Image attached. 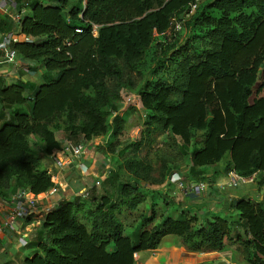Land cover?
<instances>
[{
  "label": "trees",
  "instance_id": "1",
  "mask_svg": "<svg viewBox=\"0 0 264 264\" xmlns=\"http://www.w3.org/2000/svg\"><path fill=\"white\" fill-rule=\"evenodd\" d=\"M14 1L28 11L19 25L23 39L12 46L23 63L18 79L6 85L0 77V198L48 193L54 186L48 167L60 141L85 145L109 136L114 144L108 154L117 155L134 179L119 180L113 162L99 183L113 186L115 196L61 197L41 219L36 241L28 245L34 252L22 264H136V253L158 249L170 235L194 254L235 243L253 264H264L263 201L229 202L237 214L232 236L225 218L201 215L194 226L198 212L191 217L186 209L148 230L154 203L130 236L119 218L122 208L132 212L145 202L140 181L159 186L176 172L186 182L179 166L168 164L178 154L187 159L186 177L194 183H204L220 162L243 178L264 174V0ZM187 16L189 38L182 46L168 44V33L176 36L175 26ZM0 26L5 33L18 28L5 16ZM150 53L157 62L146 70ZM38 71V83L23 78ZM131 91L145 114L144 129L136 140L120 143L126 121L117 113ZM162 135L173 140L155 170L138 154ZM30 139L39 141V153Z\"/></svg>",
  "mask_w": 264,
  "mask_h": 264
},
{
  "label": "rangeland",
  "instance_id": "2",
  "mask_svg": "<svg viewBox=\"0 0 264 264\" xmlns=\"http://www.w3.org/2000/svg\"><path fill=\"white\" fill-rule=\"evenodd\" d=\"M207 1L208 0H200L198 4L205 3ZM193 11L194 10H190L189 15H191ZM188 19L189 16H187L180 24L175 26L176 36L173 34V31L168 33V44L178 47L185 43L190 35V29L185 25ZM93 33L94 35L96 34V27H94ZM21 39L22 37L17 36V40ZM156 62L157 56L152 53L146 55L144 59V69L149 70L154 68ZM40 74V71H38L35 75H33V73H28L27 75H24L23 78L25 80L38 83L41 81L39 78ZM137 84L139 86V83ZM126 96L130 99L129 102L120 107V111L117 113L118 115L125 117L126 121L124 126V136L120 137V143L126 139L131 141L136 140L139 137L140 130L144 129L145 114L137 104L135 92H126ZM118 106H120V103ZM27 109L28 106L23 107V110L27 111ZM127 109H132V111L129 112ZM111 121L112 117L108 119V124H110ZM60 136L61 135H58L59 138ZM172 140L173 139L167 135L159 136L155 139L151 149H145L139 152L138 157L150 163V165L155 170H157L159 166V155L170 153L169 143H171ZM197 140L200 141V137H198ZM111 142L114 144V139L111 140L109 136L98 137L90 142L91 146L89 148L88 155L81 158V160L85 157V159H88V161H86L87 171L84 174H82L80 171H69L67 168L64 169V172H61L65 187L60 188V193H58L59 197L62 191L63 197L70 199L75 195L73 192L74 189L79 186L83 187L81 183L85 184V187L91 186V183L96 180L93 176H97V180L100 178L102 181L105 176H107L109 170L114 168L112 166L113 162L116 167L115 169H117L119 180L133 182L134 179L128 176L122 169L121 161L117 158V155L112 156L108 154L109 152L107 147ZM71 143L73 146L77 144L75 141H71ZM30 145L36 153L41 151L40 143L39 141H36V139H30ZM97 146H101L102 150L98 151L94 148L91 149V147ZM120 149L121 146L118 145L116 151L118 152ZM56 157L58 160L66 161L64 158L66 156ZM168 164L169 166H172V164H177L179 166V170L183 174L184 180L186 181L184 182L185 184H178L173 187L167 183H163L159 186H150L147 183L140 181L138 186L141 194L145 196V202L139 205L135 211L127 212L123 208L120 211L119 218L124 225V234L126 236H130L131 232L140 228L142 220L149 216L151 204L153 203L155 204L153 208L156 218L152 224L146 227L148 230H150L152 226L159 224L161 219L165 216L171 215L172 218L175 219L179 210L185 209L188 210V215L191 217L198 212V222L194 223V226H198L200 224L199 222H201V215H205L206 217L210 218L211 216H207V213L213 211L210 209L217 208L221 211L226 210L227 213L223 214L222 212L218 215L226 219L230 234L232 236L234 234V222L237 220V214L227 211L229 202L228 200L230 198H232L231 200L249 198L255 202H264V184L260 183L261 179L264 177V174L258 173L256 175H252L250 178H245V180H238L234 177L232 172H229V168L224 167L225 163L220 162L215 167H210L208 169V175L205 177L204 182L206 186L199 191L193 187L195 186L194 181L186 177L187 159L185 157H183L181 154H178L175 159L169 161ZM101 181L99 184H96L93 189L89 190V195L87 197L88 200L92 197L99 199L105 195V192L113 196L116 195L115 188L113 186H105ZM191 188L194 189L191 190ZM76 195L79 196L80 192ZM49 197L51 200L50 202H54V198L58 200V197L56 196ZM35 200L36 199L32 200L31 198V200L28 199L27 201H31L34 204ZM37 200H39V198H37ZM32 203L29 204L28 209H31V212L33 211L31 219H33L32 224L36 226L38 219L41 217L40 213H42V211L35 210L36 205H33ZM208 210L210 211L206 213ZM1 245L4 249H8V241H2ZM158 248V250L151 252L142 251L136 253V264H253V259L250 258L249 252L245 251L242 246L230 242H226L225 247L219 252L203 253L201 257L197 258L199 262L187 260L186 256L189 254V252L186 250L180 238L177 236H166L163 238Z\"/></svg>",
  "mask_w": 264,
  "mask_h": 264
},
{
  "label": "crops",
  "instance_id": "3",
  "mask_svg": "<svg viewBox=\"0 0 264 264\" xmlns=\"http://www.w3.org/2000/svg\"><path fill=\"white\" fill-rule=\"evenodd\" d=\"M27 11L28 10H25V13ZM3 17H4V15L0 14V19ZM0 28H2V27L0 26ZM5 32L6 31L2 30L0 32V36L2 34H5ZM17 36L21 37L20 35H17ZM19 65H21V66H19ZM22 66L23 65L20 63H18L16 66L14 64L9 63L5 58H2L0 60V77L3 78V82L6 85L13 84L18 79V69ZM60 142H61V144H64V143L72 144L71 142H65V141H60ZM59 154L60 153H55V156L61 157V154L60 155ZM85 158L82 159L83 161L80 158L78 160V162L75 163L73 166H69L70 168H68V170L72 171V172L73 171H75V172L79 171L78 166L80 164L86 165V161H88V159H85ZM48 170L51 173V176H53L51 181L56 184L57 193L54 195H50V194L46 193L43 195V197L42 196L41 197H35L34 195L30 194V195H32V197H30V198H32V200L36 199L34 201V204L31 201H30V203H32L33 205H36L35 210H41L43 213V215H42V213H40L41 217L38 219L36 226L32 224L33 219H31V223L29 225H25V219L26 218L17 217L11 230H9L8 228H6V229L3 228V222L6 219H8L10 213L14 210V204L11 203V199L9 200V199H1L0 198V264H22V262L25 260V258H27L33 254V252H34L33 247H28V245L31 244L33 241H36V239L38 237L36 230L39 227L40 220L45 216L46 213L50 212L56 206V204L60 200V198L63 197L62 191H61L60 197L58 196L59 195L58 193H60L61 187L62 188L65 187L64 183H63V176L61 175V172H64V170H58L57 168H55L53 166V164L49 165ZM254 175H256V174H254ZM194 184H196V183H194ZM172 187H173V185H172ZM73 192L75 195L77 193H79V192L76 193L75 190ZM27 195H25V205H24L26 207V209H28V207H29V204H28L29 202L27 201L28 198L26 200ZM49 196H56V197H58V200L56 198H54V202L53 201L50 202L51 200L49 199L50 198ZM37 198H39V200H37ZM231 199L232 198H230L228 201L231 202L232 201ZM229 202H228V205H229ZM28 210H29V215L27 217L31 216L32 212H33V211L32 212L30 211L31 209H28ZM210 210H213V211L209 212ZM210 210L206 211V213L209 212V213H207V216H212L215 214L218 215L222 212H223V214L227 213L226 210L221 211L217 208L210 209ZM227 211L230 213L233 212L232 210H230L229 206H228ZM30 218H32V216ZM206 218L208 219L209 217H206ZM24 237H26V238H24ZM4 240L8 241V249L7 250L4 249L1 245V242ZM158 249H156V250H158ZM149 252H151V251H149ZM187 256H186L187 260L199 262V260L197 258L201 257L202 254H194V253L189 252V254Z\"/></svg>",
  "mask_w": 264,
  "mask_h": 264
},
{
  "label": "built area",
  "instance_id": "4",
  "mask_svg": "<svg viewBox=\"0 0 264 264\" xmlns=\"http://www.w3.org/2000/svg\"><path fill=\"white\" fill-rule=\"evenodd\" d=\"M197 4L199 0H194ZM196 4L191 5V11L195 9ZM24 8H18V4L14 0H0V14L4 15L10 22H12L17 29L14 31L7 32L5 34H2L0 36V60L2 58H5L9 63L14 64L17 66L18 63H23L17 58L16 52L13 50L12 46L14 42L17 41V35L19 34V25L21 23V20L24 17L25 14ZM79 30H76V33H79ZM23 39V38H22ZM21 66V65H19ZM90 142L87 144H76L73 146L70 143H64L62 144L61 150L57 153H60L61 156L64 157L66 161L58 160L57 157L54 155V164L53 166L57 168L58 170H64L70 168L69 166H73L75 163L78 162V160L86 155H88L89 148H90ZM79 171L84 174L87 171V165L80 164ZM49 172V170H48ZM50 173V172H49ZM51 174V173H50ZM236 179L245 180V178L237 176L236 174L232 173ZM96 181L95 185L99 184V180L97 176H93ZM53 176H51L52 180ZM100 179V178H99ZM167 184L176 186L178 184L184 185V182L182 180V177L174 172L172 173L166 181ZM54 186L50 189L48 194L54 195L57 193V187L56 184L53 182ZM206 185L202 182L195 184L196 190H201ZM92 188V186L85 187L82 191H80V195L83 198H87L89 195V190ZM194 188H191V190ZM11 203L14 204V210L10 213L8 219H6L3 222V228H8L9 230L12 229V226L15 223V220L17 217H23L27 218L29 215V210L26 209L25 205V194L22 192H19L15 196L11 197ZM28 204H31L30 202Z\"/></svg>",
  "mask_w": 264,
  "mask_h": 264
},
{
  "label": "bare ground",
  "instance_id": "5",
  "mask_svg": "<svg viewBox=\"0 0 264 264\" xmlns=\"http://www.w3.org/2000/svg\"><path fill=\"white\" fill-rule=\"evenodd\" d=\"M27 198H28L29 200H31L30 196H28V197L26 196V200H27Z\"/></svg>",
  "mask_w": 264,
  "mask_h": 264
}]
</instances>
